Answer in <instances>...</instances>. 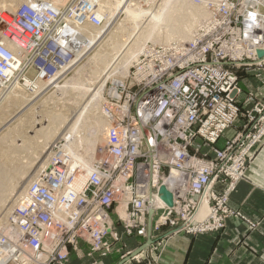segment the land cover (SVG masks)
<instances>
[{
	"label": "built area",
	"instance_id": "obj_1",
	"mask_svg": "<svg viewBox=\"0 0 264 264\" xmlns=\"http://www.w3.org/2000/svg\"><path fill=\"white\" fill-rule=\"evenodd\" d=\"M106 1L18 0L13 9L1 7L0 104L5 92L18 85L34 91L37 79L52 77L76 49L92 48L102 34L92 38L88 29L105 31ZM190 2L204 17L188 40L145 42L125 73L101 87L103 142L92 165L71 153L69 133L51 145L16 206L20 237L0 240V248L11 247L8 258L63 264L77 238L91 242L89 255H105L112 211L127 235L146 236L150 210L152 230L201 234L223 227L231 213L227 196L264 136V102L258 94L240 97L238 75L264 86V0ZM233 126V139L219 146ZM161 185L172 194L171 206L160 197Z\"/></svg>",
	"mask_w": 264,
	"mask_h": 264
},
{
	"label": "rangeland",
	"instance_id": "obj_2",
	"mask_svg": "<svg viewBox=\"0 0 264 264\" xmlns=\"http://www.w3.org/2000/svg\"><path fill=\"white\" fill-rule=\"evenodd\" d=\"M13 1H15V2H18V0H13ZM121 2H122V5L121 6H124V5H126V4H128V5H131V3L133 4V6L131 5V8H133L134 7V5H136L137 4V6H138V2H139V5L140 6H144V7H146V5L145 4H147L148 2H149V0L147 1V0H133V1H128V0H120ZM145 1V2H144ZM151 1V0H150ZM161 0H159V2H160ZM123 2H125V4L123 3ZM128 2V3H127ZM131 2V3H130ZM136 2V3H135ZM116 3V0H110V5H111V7H114V4ZM187 3H190L188 0H167V2H166V6L167 7H172V6H175V7H177V8H181V9H186L188 6H190L191 4H187ZM4 6H3V5ZM17 4V3H16ZM124 4V5H123ZM0 5H2L3 7H6V6H8L6 3L4 4V2H3V0H0ZM6 5V6H5ZM1 6V7H2ZM136 6V7H137ZM11 7H13L14 8V6H11ZM6 8H8V7H6ZM138 8V7H137ZM12 9V8H11ZM122 11H123V8H122ZM114 12H115V15H114V17H113V21L112 20H110L109 21V23L107 24V27H105V28H107L104 32H103V30H101V34H102V37L103 38H100V40H98V44L96 43L92 48H90V49H88V50H85L84 51V53L81 55V57L80 58H77L76 59V61H74V63L73 64H68L64 69H63V72L61 73V76L59 75L58 77L59 78H57L56 79V83H57V87L52 83V81H51V79L53 78V76L52 77H50V76H46V77H44V78H42V80L44 81V85L42 84V87H37V85H36V89L34 90V91H32L30 88H28V89H26L25 87V89H26V91L29 93H31L32 94V96H33V104H31V105H28V106H23V104H21V105H19V106H17L18 104H14V103H11V104H8V106L6 105V107H4L3 109L5 110H3L2 109V107H0V110L2 111V113L1 114H3V115H1V120H0V138L3 136V134H5L4 135V137H2L3 138V142H5L6 144H3L2 146H0V178H2V181L0 182L1 184V186H0V240H4V241H9V242H13V241H15L17 238H19L20 237V233H19V231L16 229L17 228V226L22 222V219H21V216H20V214H18V211H17V209H16V206L17 205H19V204H21V197H22V193L21 194H19L18 196H17V198L16 199H14V203H11L10 202V204H12L11 205V208H10V211H8L7 213H6V210H7V208H8V206L10 205H7L6 206V204L7 203H9L8 201V199H10L9 198V196L11 197L12 196V194H9V188H10V192L12 193L13 192V186L15 185V186H17L18 185V179H20L21 180V178L23 177L24 178V176L26 177V175H27V173L29 172L28 170H30L29 168H28V170L26 169V166H25V164H24V166H23V163L25 162V161H22L23 159H24V155H26V151H24L23 149H17L16 148V150H8V149H10V146H11V143H10V141H9V143H8V141H7V139L9 140V139H11V137H13V135L14 134H12L13 132L15 133V132H17L19 129V127H21L22 126V124L24 123V122H28V120L27 119H29V118H27L29 115H32L34 112L35 113H37L39 110H41V109H43V108H45L44 106H42V104H44V105H46L47 107L49 106H52L51 108H47V111H48V115H49V119H52V118H55V117H57V113H58V111L56 110V109H58V107L60 108H62V105H64L65 107H69V109L70 108H72V106L73 107H76L77 106V104H79V103H77V100L79 99V97H80V95H82L83 94V92H84V90H85V88H87L88 87V83H90V81L92 80V76H93V74L97 71L96 70V68H97V64L95 65V61H94V59L92 58L93 57V55L92 54H94V52L98 49V51H96V52H100L99 51V48L100 49H102V48H104V49H106V42L108 43L111 39L112 40H117V39H119V37L118 38H116L115 36H114V39H113V34L115 35H117V36H121V35H123V37L125 38L126 37V39H128V36L130 37V38H133V37H136L137 35H139V31H141L144 27V29L143 30H147L146 32H148V30H149V28H150V30L152 31V29H153V31L152 32H154V33H152V36H153V38H150L149 40H147L146 42H155V41H161V42H164V41H162V37H160L161 35L163 36V33H164V31L163 30H166V29H168V28H171L172 27V25H170L169 26V22L168 23H166L167 21H156V22H154V23H152L151 21L150 22H144V19H143V17H141L140 16V18H138L139 16H133V15H130V14H128V15H130L131 17H133V18H129L128 17V15H126L125 13H123V12H121V7L119 6V7H116V9L114 10ZM137 12H135V14H136ZM116 16H118V17H116ZM127 16V17H126ZM125 17V18H124ZM116 20H115V19ZM127 18V19H126ZM202 18V17H201ZM200 18V19H201ZM126 19V20H125ZM135 19V20H134ZM141 19V20H140ZM123 21V22H122ZM133 21V22H132ZM144 23H143V22ZM115 22V23H114ZM130 24H129V23ZM136 22V23H135ZM138 22V23H137ZM141 24H140V23ZM198 22H199V20H198ZM198 22L196 23L197 25H198ZM133 23H135V25L133 24ZM145 23L147 24V26H145ZM148 23H150V24H148ZM122 24H123V26H122ZM132 24V25H131ZM141 25V26H138L137 27V29H135L136 28V26L137 25ZM160 24V25H159ZM134 25V27L132 28V26ZM155 26V27H153V26ZM158 25V26H157ZM179 25H181V24H179ZM196 25V26H197ZM126 26V27H125ZM144 26V27H143ZM104 28V29H105ZM148 28V29H147ZM196 28V27H195ZM160 30V32L158 31V30ZM163 29V30H162ZM109 30V31H108ZM158 32H157V31ZM134 31V32H133ZM131 34V36H130V34ZM135 33V34H134ZM138 33V34H137ZM156 33V34H155ZM162 33V34H161ZM119 34V35H118ZM158 34H160V35H158ZM110 35V36H109ZM136 35V36H135ZM156 35H158V36H156ZM112 37V38H111ZM157 37V38H156ZM155 38V39H154ZM174 38L175 39H179L178 37L176 38V36H174ZM109 40V41H106V40ZM155 40V41H152V40ZM171 40H174V39H171ZM180 40H187V39H180ZM101 42V43H100ZM104 42V43H103ZM102 43H103V45H102ZM104 44H105V46H104ZM104 46V47H103ZM95 52V53H96ZM101 52H102V50H101ZM67 58H69L70 59V56H67ZM74 58V56H71V59H73ZM90 58H92V59H90ZM92 60V61H91ZM76 62V63H75ZM93 62V63H92ZM92 63V64H91ZM96 66H94V65ZM131 64H132V62H131ZM131 64L128 66V67H130L131 66ZM65 65V64H64ZM63 65V66H64ZM92 65V66H91ZM63 66H61L60 68H62ZM94 66V67H93ZM60 68H58L57 69V71L60 69ZM95 68V69H94ZM92 71H94V73L92 72ZM117 73H119L120 75H122V72L120 73V72H117ZM125 73V72H124ZM56 74V73H55ZM92 74V75H91ZM238 75H239V80L241 79V77H243V76H245V75H247V74H245V72H238ZM60 77H62V78H60ZM254 77V76H253ZM91 78V79H90ZM255 78V77H254ZM68 79V80H67ZM256 80H257V82L260 84V79H258V78H255ZM37 80H41V79H37ZM66 80V81H65ZM87 80V81H86ZM106 80H108V78L106 79ZM50 84H52V85H50ZM50 86V87H49ZM52 86V87H51ZM45 87V88H44ZM239 87L241 88V90H242V88H243V83L242 82H239ZM38 88V89H37ZM69 88V89H68ZM40 89H42V91L40 90ZM60 89V90H59ZM64 89H66V90H64ZM72 89V90H71ZM83 90V91H82ZM32 91V92H31ZM36 91V92H35ZM62 91V92H61ZM64 91V92H63ZM42 92V93H41ZM66 92H67V94H66ZM74 92V93H73ZM79 92V93H78ZM33 93H35V95H33ZM39 93H41V95L39 94ZM249 93H252V94H258V95H261V100L264 102V86H262L261 84L260 85H257L256 84V86L254 85V87L253 88H251V89H249L248 91H243L242 90V94L245 96H247ZM51 94V95H50ZM5 95H7V93L5 92V94H3V100H4V97H5ZM56 95V96H55ZM76 95V96H75ZM79 95V96H78ZM37 96V97H36ZM60 96V97H59ZM46 97V98H45ZM55 97H58L60 100H58L57 102H55L54 101V99H55ZM62 97V98H61ZM51 98H52V100H51ZM64 98V99H63ZM68 98H70V101L68 100ZM72 98V99H71ZM48 99V100H47ZM63 99V100H62ZM3 100H2V103H3ZM45 100H46V102H45ZM67 101L68 100V102H66V103H69V104H65V103H63L64 101ZM42 101H44V102H42ZM59 101H61V102H59ZM72 101V102H71ZM51 102V103H50ZM48 103H50V104H48ZM57 103V104H56ZM61 103V104H60ZM48 104V105H47ZM58 104H60V105H58ZM56 105V106H55ZM69 105V106H68ZM72 105V106H71ZM75 105V106H74ZM23 106V107H22ZM64 106H63V108H64ZM247 108H248V106H246ZM252 107V106H251ZM21 108V109H20ZM20 109V110H19ZM0 111V112H1ZM33 112V113H32ZM99 112V106H98V110L96 111V113L98 114H96L97 116H99L100 115V113H98ZM6 113V114H5ZM28 113H29V115H28ZM93 113V111L92 112H90V117H91V114ZM17 115V116H16ZM15 116V117H14ZM4 118H9V119H4ZM38 118V117H37ZM83 118V120H81V124L83 123V122H85L86 121V119H85V117L83 116L82 117ZM81 119V118H80ZM5 123H6V126H5ZM21 124V125H20ZM19 125V126H18ZM25 125V124H24ZM13 126L16 128L17 127V129H15V128H13ZM79 126H81V125H79ZM83 127L82 128H80L77 132H73V135H72V138L73 139H75V141L77 142V144H78V147H76V142L74 141L73 142V145H72V152H73V155H75L76 157H79V159H82L81 161L83 162V164L84 165H86V166H91L92 164V162L91 161H93V159H94V157H95V155H96V153H97V149H98V147H99V145H101V143L103 142V135L102 134H98L97 135V137H96V140H95V143H94V147H93V154L91 153L90 154V159H89V163H86V159H84L83 157H88V153H89V143H88V138H89V136H90V133H91V130L92 129H90L89 128V126L86 124V123H84L83 125H82ZM12 128V130H10L11 128ZM36 127H39V124L38 125H36ZM10 128V129H9ZM231 128H235V126H233V127H231ZM9 129V130H8ZM13 130H16V131H13ZM7 131H9L8 133L9 134H11L10 136H9V134L8 135H6V133H7ZM20 131V130H19ZM18 131V132H19ZM11 132V133H10ZM30 134H32L31 132H30ZM235 134V133H234ZM234 134L231 136V137H229V138H226V139H224V140H222V142L221 143H226V142H230L232 139H233V137H234ZM7 137V138H6ZM9 137V138H8ZM2 138H1V140H0V145L3 143H1V141H2ZM18 139V138H17ZM6 140V141H5ZM16 142H17V144H19L21 141L18 139V140H16ZM8 143V144H7ZM221 143H218V145L219 146H221ZM6 145V146H5ZM10 145V146H9ZM6 147V148H5ZM7 147H9L8 149H7ZM264 147V136H263V138H262V140H261V142L259 143V145H257L255 148H254V150H253V154H252V156H251V158L249 159V160H247L246 161V163H245V171H244V173H245V175H244V177L243 178H240V179H238L237 180V182H236V184H235V187H234V189H233V191L235 190V188H236V185H237V183L239 182V181H241V180H246V179H248V171H249V169H250V167H251V165H252V163H253V161H254V158H255V156H256V154L259 152V150H261L262 148ZM74 149H76V151L74 150ZM74 150V151H73ZM10 151V152H9ZM15 151V152H14ZM17 151V152H16ZM24 151V152H23ZM5 152V153H4ZM8 152V153H7ZM71 152V153H72ZM11 153H13V154H11ZM9 154V155H8ZM15 154V155H14ZM18 154H19V156H18ZM13 155V156H12ZM94 157H93V156ZM17 157V158H16ZM10 158H12V159H10ZM15 159H17V161H14ZM22 159V160H21ZM25 160V159H24ZM242 160H243V158L241 157V156H237V164L238 165H240V163L242 162ZM15 162V163H14ZM18 163H21V164H18ZM20 165V166H19ZM16 166V167H15ZM15 167V168H14ZM23 167V168H22ZM25 167V168H24ZM17 168V171L16 170H14V169H16ZM26 169V170H25ZM82 169H86L85 167H81V169H80V171L82 170ZM2 170V171H1ZM25 170V171H24ZM9 171V172H8ZM23 171L24 172H26V171H28L27 173H23ZM13 172V173H12ZM11 173V174H10ZM20 175H19V174ZM82 173H85L84 171H82ZM81 173V174H82ZM7 174V175H6ZM15 174V175H14ZM26 174V175H25ZM36 174V173H35ZM34 174V175H35ZM15 177H14V176ZM34 177V176H33ZM32 177V178H33ZM7 178V179H6ZM13 178V179H12ZM85 178V177H84ZM83 178V179H84ZM82 179V180H83ZM18 180V181H17ZM31 180V179H30ZM11 181V182H10ZM7 182V183H6ZM9 182V183H8ZM16 182H17V184H16ZM29 183V182H28ZM27 183V184H28ZM227 183V182H226ZM5 184V185H4ZM27 184H26V186H27ZM8 185V186H7ZM10 186V187H9ZM15 186H14V188H15ZM3 189H2V188ZM6 187H8V188H6ZM224 188V185L221 187V189H223ZM12 189V190H11ZM25 190V189H24ZM23 190V191H24ZM233 191H231V192H229V194H228V196H227V207L231 210V213H228V215H227V218L225 219V223H224V225H223V227H221L219 230H217V231H212V232H205V233H215V232H219L220 230H222L224 227H225V224H226V221L229 219V218H235V219H239V220H242L244 223H246V225L248 226V229H249V231H251V232H253V231H257V228H258V226L260 225V220H251L248 216H246V214L241 210V209H238V208H233V207H231L230 206V204H229V197H230V194L233 192ZM14 193V192H13ZM7 194L9 195V196H7ZM6 197H7V199H6ZM5 200H4V199ZM6 200H8V201H6ZM4 201H6V203L4 202ZM4 204H3V203ZM3 205H5L6 206V209H4L5 208V206H4V208H3ZM13 206V207H12ZM3 208V209H2ZM113 212L114 211H112V212H110L111 214H110V219H111V224H112V227H113V229H112V232H110V233H108V234H106L105 236H104V238H103V240H102V242L104 243V242H106L107 244H108V246H109V252L108 253H106L105 255H103L102 253V251L101 250H97V252H93V253H91L90 254V256L92 255V254H94V253H98L100 256H106V255H108V254H110V253H112V252H114V251H118V252H120L121 253V256H123V255H125L126 253H128V252H130V251H132V250H128V247H127V244L123 241V236H128V237H131V236H138V237H144L143 235H138L136 232H134L133 234H131V235H127V234H125V230L123 229V225H122V222H120V221H118V219H117V217H115V215L113 214ZM120 224L121 225V228H122V232L120 233V232H118L115 228H114V225L115 224ZM162 228H170L169 226H162L160 229H158V230H153V231H159V230H161ZM170 230H171V232H172V234L173 233H177V232H182V233H185V234H188V235H191V236H197V235H200V234H191V233H186V232H184V231H177V232H173L174 230H173V228H170ZM113 232L114 233H116L117 234V237H118V239L117 240H113L114 239V237H113ZM205 233H201V234H205ZM79 241H83V242H85L87 245H88V251H87V255H89V253L92 251L91 250V248H92V244H91V242H89V241H87V240H85V239H82V238H77L76 239V242L74 243V244H70V245H68V247H66V251L68 252V255H67V257H66V259H65V261H63V264H68V262H69V254H70V251L71 250H73V251H77V250H79V247H78V243H79ZM117 244L119 245V246H117ZM158 245H160V243L158 244ZM52 248H54V246L52 245V246H50V249H52ZM11 249V247H8V248H0V250L2 251V252H0V253H2V255L0 256L1 258H2V264H19L18 263V261L20 260V259H18L17 261H15V260H11L10 258H8L7 257V255H9V252L7 251V250H10ZM15 249H18V248H15ZM26 249L29 251V250H32L33 249V246L31 245V243H28L27 245H26ZM60 248L59 247H57L56 248V250L58 251ZM153 249H157V247L156 246H154V247H152V249L151 250H153ZM4 252V253H3ZM7 253V254H6ZM4 255V256H3ZM7 257V259H5ZM4 259V260H3ZM5 261V262H4ZM32 264H38V262H33ZM52 264H59L58 262H53Z\"/></svg>",
	"mask_w": 264,
	"mask_h": 264
},
{
	"label": "bare ground",
	"instance_id": "obj_3",
	"mask_svg": "<svg viewBox=\"0 0 264 264\" xmlns=\"http://www.w3.org/2000/svg\"><path fill=\"white\" fill-rule=\"evenodd\" d=\"M125 1V0H124ZM130 1V0H128ZM140 1V0H139ZM148 1V0H147ZM190 2V0H188ZM4 4L6 3L9 9H13V7L16 5L17 2L13 1V0H3ZM145 2V1H144ZM166 2L167 0H161L159 2V0H149V2L146 5V7L144 6H140L139 2H138V6L137 4L134 5L133 8H131V5L133 6V4L131 3V5H124L125 2H123L124 6L122 5V2L120 0H116V3L114 4V7H111L110 5V0H107L106 3V10L108 12L107 15V21L106 24L109 23L110 20L113 21V17L115 15L114 10L116 9V7H121V12L125 13L126 15L130 14L135 16H139L138 18L143 17L144 22H156V21H167L166 23L170 25H172L171 28H168L166 30H163V36L161 35L160 37H162V41L164 42H169L171 41V39H175L174 36H176V38L178 37L179 39H189L191 37L192 32L194 31L195 27H196V23L198 22V20H200L201 17H204V12H202L196 5H194L193 3H187V4H191L190 6H188L186 9H181V8H177L175 6L172 7H167L166 6ZM128 3V2H127ZM136 3V2H135ZM3 5V4H2ZM0 5V8L1 6ZM4 6V5H3ZM2 6V7H3ZM138 8H137V7ZM123 8V11H122ZM102 9H105V7L102 5V7H100V12H102ZM135 12H137L135 14ZM128 15V17L130 16ZM118 17V16H116ZM127 17V16H126ZM125 18V17H124ZM129 18H133V17H129ZM115 19V18H114ZM127 19V18H126ZM125 19V20H126ZM116 20V19H115ZM135 20V19H134ZM141 20V19H140ZM123 22V21H122ZM133 22V21H132ZM143 22V21H142ZM141 22V23H142ZM143 22V23H144ZM115 23V22H114ZM129 23V22H128ZM136 23V22H135ZM135 23H133L135 25ZM138 23V22H137ZM140 23V22H139ZM140 23V24H141ZM145 23V26H147V24ZM130 24V23H129ZM150 24V23H148ZM181 24V25H179ZM132 25V24H131ZM134 25L132 26V28L134 27ZM160 25V24H159ZM123 26V24H122ZM138 26L141 25H137L135 29H137ZM153 26V25H152ZM158 26V25H157ZM126 27V26H125ZM144 27V26H143ZM155 27V26H153ZM145 28V27H144ZM143 28V29H144ZM151 28V27H150ZM148 30V32H146L147 30H141L139 31V35H135L136 37L130 38L128 36V39H126V37L124 38L123 35H119L117 36L116 34H113V39L114 36L116 38L119 37V39H115V40H106L109 41L108 43L106 42V49L99 48L100 52H96L98 51V49L94 52L93 55V59H94V63L95 65L97 64V68H96V72L94 73V71H92L94 74L92 76V80L90 81V83H88V87L85 88L84 92L82 95H80L79 99L77 100V106L73 107L69 109V107H65L64 105H62V108L58 107V109H56L58 111L57 113V117L49 119V115H48V111H47V107L46 105L42 104V106H44L45 108L39 110L37 113H33L32 115H29L28 113V117L29 119L28 122H24L22 124L21 127H19L18 130L17 127L15 128L13 126V128L17 129V132H13L12 134L13 137H11V139H7L8 143L10 141L11 146L10 149H8L9 147H7L8 150H16L17 149H23L24 151H26V155H24V159L22 161H25L23 163V166L25 164L26 169L28 170V168L30 170L24 172L23 173H27L26 177L24 176V178L22 177L21 180L18 179V185L13 186V192H10V187L9 188V194H12V196L10 197L8 194L7 196H9L10 199L6 200L9 203L6 204L9 205L10 202L14 203V199L17 198V196L19 194H21L23 192V190L26 187V184L30 181V179H32V177L34 176V174L36 172H38L42 167L45 166L46 160H47V156H48V152L49 149L51 147V145L53 143L56 142V140L62 135L66 133L70 134V141L68 144V147L70 149V151L72 152V145L73 142L75 141V139L72 138L73 132H77L80 128H82L83 124L86 123L91 130L90 136L87 139L88 143H89V153H88V157H83L84 159H86V163H89V159L90 154L93 152V147H94V143L96 140V137L98 134H102L103 135V129H104V122L103 119L100 116H97L98 114L96 113V111L98 110V97L101 93V87L103 86V84L105 83L106 79L111 76L112 74H114L115 72H122V74L127 70L128 66L131 64V62H133V60L135 59V57H137L142 45L149 40L150 38H153L152 36V31ZM107 29V28H106ZM105 29V30H106ZM148 29V28H147ZM101 30L102 29H97V28H89L88 29V34L92 36V38H95L97 36L101 35ZM138 30V29H137ZM158 30V29H157ZM156 30V31H157ZM109 31V30H108ZM160 32V30H158ZM157 31V32H158ZM104 32V31H103ZM134 32V31H133ZM137 33V34H138ZM130 34V33H129ZM135 34V33H134ZM156 34V33H155ZM162 34V33H161ZM160 35V34H158ZM156 35V36H158ZM110 36V35H109ZM131 36V34H130ZM132 37V36H131ZM155 37V36H154ZM159 37V36H158ZM101 38L102 35H101ZM112 38V37H111ZM157 38V37H156ZM155 39V38H154ZM152 41H155V40ZM101 43V42H100ZM104 43V42H103ZM102 43V45H103ZM98 44V43H97ZM105 46V44H104ZM103 46V47H104ZM95 47V46H94ZM93 47V48H94ZM88 50V49H87ZM102 50V52H101ZM84 49H76L75 53H74V58L71 59L69 62H67L62 68H60L58 71H56L53 75V78L51 79L52 83L57 87V83L55 82L57 78H59L58 76H61V73L63 72V69L70 64H73L74 61H76L77 58H80L81 55L84 53L83 52ZM90 58V59H92ZM92 61V60H91ZM76 63V62H75ZM93 63V62H92ZM91 63V64H92ZM94 65V64H93ZM94 65V66H95ZM92 66V65H91ZM93 66V67H94ZM96 67V66H95ZM95 69V68H94ZM92 75V74H91ZM62 78V77H60ZM91 79V78H90ZM68 80V79H67ZM66 81V80H65ZM87 81V80H86ZM27 83V82H26ZM25 83V85H27ZM35 84H37V87H42V84L44 85V81L41 80H37L35 82ZM46 85V84H45ZM44 85V86H45ZM52 85V84H50ZM47 86V85H46ZM50 87V86H49ZM52 87V86H51ZM45 88V87H44ZM27 89V87H26ZM26 89L24 88L23 85H18L16 87H14L11 91H9L7 93V95H5L3 103L1 102L0 107H2V109L4 107H6V105L8 106V104L14 103V104H18L17 106L23 104V106H28L33 104V96L32 94L26 91ZM38 89V88H37ZM69 89V88H68ZM42 91V89H40ZM60 90V89H59ZM66 90V89H64ZM72 90V89H71ZM83 91V90H82ZM32 92V91H31ZM36 92V91H35ZM62 92V91H61ZM64 92V91H63ZM42 93V92H41ZM41 93H39L41 95ZM74 93V92H73ZM79 93V92H78ZM5 94V93H4ZM67 94V92H66ZM33 95H35V93H33ZM51 95V94H50ZM56 96V95H55ZM76 96V95H75ZM79 96V95H78ZM37 97V96H36ZM60 97V96H59ZM46 98V97H45ZM62 98V97H61ZM64 99V98H63ZM62 99V100H63ZM72 99V98H71ZM48 100V99H47ZM52 100V98H51ZM58 100H60L58 97H55L54 101L57 102ZM68 100L70 101V98H68ZM68 100L64 101L63 103L65 104H69L66 103L68 102ZM44 102V101H42ZM46 102V100H45ZM44 102V103H45ZM61 102V101H59ZM72 102V101H71ZM51 103V102H50ZM48 103V104H50ZM58 103V102H57ZM56 103V104H57ZM46 104V103H45ZM47 104V105H48ZM61 104V103H60ZM58 104V105H60ZM22 106V107H23ZM32 106V105H31ZM56 106V105H55ZM64 106V108H63ZM69 106V105H68ZM75 106V105H74ZM52 106H50L49 108H51ZM1 109V110H2ZM21 109V108H20ZM19 109V110H20ZM0 110V111H1ZM4 110V109H3ZM5 111V110H4ZM93 113L90 115V112ZM2 111L0 112V120H1V114ZM99 113V112H98ZM6 114V113H5ZM97 114V115H96ZM17 116V115H16ZM85 117L86 121L83 122L82 124L80 123L81 120H83L82 117ZM15 117V116H14ZM38 117V118H37ZM81 118V119H80ZM6 119V118H4ZM9 119V118H7ZM6 119V120H7ZM25 124V125H24ZM39 124V127H36V125ZM21 125V124H20ZM81 125V126H79ZM6 126V123H5ZM19 126V125H18ZM11 128V127H10ZM9 128V129H10ZM8 129V130H9ZM12 130V128L10 129ZM16 131V130H13ZM9 131H7L6 135H8ZM30 132L32 134H30ZM11 133V132H10ZM5 134H3L2 137H4ZM11 134H9L10 136ZM1 137V138H2ZM0 138V140H1ZM5 138V137H4ZM7 138V137H6ZM9 138V137H8ZM21 141L19 144H17L16 140L18 139ZM6 141V140H5ZM3 142V138L1 143ZM76 142V141H75ZM7 143V144H8ZM3 144H6L5 142H3L0 146H2ZM76 147H78L77 142L75 143ZM6 146V145H5ZM6 148V147H5ZM76 151V149H74ZM73 150V151H74ZM23 151V152H24ZM10 152V151H9ZM15 152V151H14ZM17 152V151H16ZM5 153V152H4ZM8 153V152H7ZM94 153V152H93ZM92 153V154H93ZM13 154V153H11ZM73 154V152H72ZM9 155V154H8ZM15 155V154H14ZM94 155V154H93ZM92 155V156H93ZM13 156V155H12ZM19 156V154H18ZM94 157V156H93ZM17 158V157H16ZM79 158V157H78ZM12 159V158H10ZM82 160V159H81ZM14 161H17V159H15ZM92 162V161H91ZM15 163V162H14ZM21 164V163H18ZM22 165V164H21ZM20 166V165H19ZM16 167V166H15ZM14 167V168H15ZM23 168V167H22ZM25 168V167H24ZM17 171V168L14 169ZM2 171V170H1ZM9 172V171H8ZM13 173V172H12ZM1 174V173H0ZM11 174V173H10ZM19 174V173H18ZM7 175V174H6ZM15 175V174H14ZM13 175V176H14ZM20 175V174H19ZM1 177V176H0ZM15 177V176H14ZM7 179V178H6ZM13 179V178H12ZM2 181V178H0V182ZM4 181V180H3ZM2 181V182H3ZM11 182V181H10ZM7 183V182H6ZM9 183V182H8ZM1 184V183H0ZM17 184V182H16ZM5 185V184H4ZM1 186V185H0ZM8 186V185H7ZM2 188V187H1ZM4 188V187H3ZM2 188V189H3ZM8 188V187H6ZM12 190V189H11ZM4 199V198H3ZM7 199V197H6ZM5 200V199H4ZM6 201H4L6 203ZM3 203V202H2ZM4 204V203H3ZM10 204L6 210V213L8 211H10L11 208ZM5 205H3L4 208ZM6 206L4 209H6ZM13 207V206H12ZM2 208V209H3ZM206 208V209H205ZM11 212V211H10ZM207 212V207L203 206L200 210V215H205ZM152 220V219H151ZM147 232V231H146ZM0 252H2L0 250ZM4 253V252H3ZM7 254V253H6ZM2 255V253H0V256ZM4 256V255H3ZM8 256V255H7ZM7 259V257L5 258ZM4 260V259H3ZM2 258L0 257V264H2ZM5 262V261H4Z\"/></svg>",
	"mask_w": 264,
	"mask_h": 264
},
{
	"label": "crops",
	"instance_id": "obj_4",
	"mask_svg": "<svg viewBox=\"0 0 264 264\" xmlns=\"http://www.w3.org/2000/svg\"><path fill=\"white\" fill-rule=\"evenodd\" d=\"M239 82L243 83V91L260 85L248 74ZM234 132L235 128L226 130L219 143ZM229 204L241 209L251 220H260L257 231H249L246 223L235 218H229L219 232L197 236L172 234L170 228L151 230L153 243L121 264H264V147L256 154L248 179L239 181L230 194ZM114 228L122 232L119 223ZM146 240L147 236H123L128 250L132 251ZM154 246L157 249L151 250ZM78 247L79 250L70 251L68 264H119L123 258L118 251L106 256L87 255L88 245L83 241H79Z\"/></svg>",
	"mask_w": 264,
	"mask_h": 264
},
{
	"label": "water",
	"instance_id": "obj_5",
	"mask_svg": "<svg viewBox=\"0 0 264 264\" xmlns=\"http://www.w3.org/2000/svg\"><path fill=\"white\" fill-rule=\"evenodd\" d=\"M259 54H262L263 51H258ZM159 194L160 197L162 198V200L168 205L171 206L172 205V194L165 188V186L161 185L159 188ZM152 210H150L148 212V216H147V240L144 244L140 245L138 248H136L135 250H133L129 255L125 256L122 258L121 262L119 264H121L122 262L128 260L131 257L136 256L138 253H140L141 251H143L146 247H148L149 245H151L153 243V240L151 238V222H152Z\"/></svg>",
	"mask_w": 264,
	"mask_h": 264
}]
</instances>
